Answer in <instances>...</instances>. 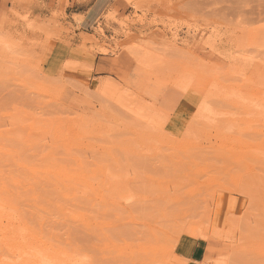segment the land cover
Masks as SVG:
<instances>
[{
    "label": "rangeland",
    "instance_id": "obj_1",
    "mask_svg": "<svg viewBox=\"0 0 264 264\" xmlns=\"http://www.w3.org/2000/svg\"><path fill=\"white\" fill-rule=\"evenodd\" d=\"M0 36V264H264V0H0Z\"/></svg>",
    "mask_w": 264,
    "mask_h": 264
},
{
    "label": "bare ground",
    "instance_id": "obj_2",
    "mask_svg": "<svg viewBox=\"0 0 264 264\" xmlns=\"http://www.w3.org/2000/svg\"><path fill=\"white\" fill-rule=\"evenodd\" d=\"M3 37L0 36V44L2 45V42H3ZM4 43V42H3ZM6 43V42H5ZM4 43V44H5ZM0 45V46H1ZM5 47V46H3ZM130 50V49H129ZM135 52V51H134ZM161 92V91H160ZM183 97V101L181 102L180 106L178 107L176 113H175V116H174V121H179L180 119L183 118L185 112L187 111L188 113H191L192 111H197V112H201L203 110H208L209 108L206 107L204 101L199 98V97H196V98H193L192 100L189 99L188 96H186V94H182L181 95ZM207 104V103H206ZM208 105V104H207ZM205 110V112H206ZM210 111V110H209ZM208 113V112H207ZM206 114V113H205ZM197 115V114H196ZM202 115V114H201ZM207 116V115H205ZM202 117V116H201ZM197 118V116H196ZM208 118H206L207 120ZM10 235V234H9ZM6 238V237H5ZM153 252V251H152ZM25 253V252H24ZM30 252H26V255L27 256L25 259H23V264H42V259L41 261H37L36 258H35V255L34 253H31V256L29 255ZM41 253V252H40ZM151 256V255H150ZM42 258V257H40ZM21 261V260H20ZM47 258L45 257L44 260H43V264H56V263H53L51 262L50 260L47 262ZM9 264V263H8Z\"/></svg>",
    "mask_w": 264,
    "mask_h": 264
},
{
    "label": "crops",
    "instance_id": "obj_3",
    "mask_svg": "<svg viewBox=\"0 0 264 264\" xmlns=\"http://www.w3.org/2000/svg\"><path fill=\"white\" fill-rule=\"evenodd\" d=\"M205 251L202 247L195 243L189 252L182 256L183 257V264H202L201 262L204 260Z\"/></svg>",
    "mask_w": 264,
    "mask_h": 264
}]
</instances>
